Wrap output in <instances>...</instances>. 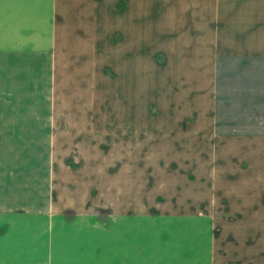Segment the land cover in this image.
Masks as SVG:
<instances>
[{
  "label": "crops",
  "instance_id": "crops-1",
  "mask_svg": "<svg viewBox=\"0 0 264 264\" xmlns=\"http://www.w3.org/2000/svg\"><path fill=\"white\" fill-rule=\"evenodd\" d=\"M220 52L264 70V0H0V264H264L263 237L259 251L221 255L208 217L128 206L108 218L89 204L91 174L63 188L54 167L74 161L58 155L61 87L103 84V70L114 69L116 85L132 86L127 112H137L133 91L152 82L141 69L159 67L162 54H177L171 67L179 69L219 68ZM263 93L264 85V102ZM135 139L131 148H141ZM27 179L35 188H20Z\"/></svg>",
  "mask_w": 264,
  "mask_h": 264
},
{
  "label": "rangeland",
  "instance_id": "rangeland-1",
  "mask_svg": "<svg viewBox=\"0 0 264 264\" xmlns=\"http://www.w3.org/2000/svg\"><path fill=\"white\" fill-rule=\"evenodd\" d=\"M216 55L219 68L179 69L171 67L177 54H162L156 60L159 67L141 69L140 77L152 82L139 85V96L133 91L137 112H127L133 103L126 100L132 93L127 87L132 86L116 85L114 69L103 70V84L61 87L60 102L66 107L56 127L58 155L71 152L77 162L68 159L67 165L54 166L65 176L63 188L68 183L76 188L91 174L89 204L102 206L108 218L128 206L156 217L165 210L204 216L217 226L221 255L235 256V248L259 251L256 240L264 238V70L258 64L237 67L242 63L229 59L230 52ZM184 56L197 62L193 54ZM195 86L203 90L191 93ZM136 125L141 132H128ZM133 135L141 148H131ZM67 144L73 149L62 148ZM171 160L172 165L165 163ZM41 169L51 173L53 168ZM29 179L20 188H35Z\"/></svg>",
  "mask_w": 264,
  "mask_h": 264
}]
</instances>
